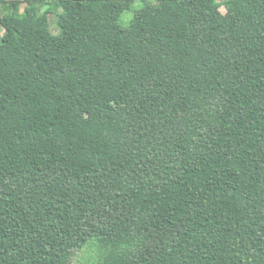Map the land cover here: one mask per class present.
I'll return each instance as SVG.
<instances>
[{"label": "trees", "instance_id": "obj_1", "mask_svg": "<svg viewBox=\"0 0 264 264\" xmlns=\"http://www.w3.org/2000/svg\"><path fill=\"white\" fill-rule=\"evenodd\" d=\"M89 245L264 264V0H0V264Z\"/></svg>", "mask_w": 264, "mask_h": 264}, {"label": "rangeland", "instance_id": "obj_2", "mask_svg": "<svg viewBox=\"0 0 264 264\" xmlns=\"http://www.w3.org/2000/svg\"><path fill=\"white\" fill-rule=\"evenodd\" d=\"M138 5H134L131 10H127L120 19V22L123 26H128L130 24V20L134 16ZM51 20V27L54 33H58L59 29L57 28L56 24V17L53 13L50 14ZM93 245H89L84 247L82 250H75L74 255L72 257L71 263L72 264H93L98 255L97 252L94 250Z\"/></svg>", "mask_w": 264, "mask_h": 264}]
</instances>
